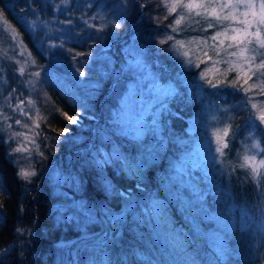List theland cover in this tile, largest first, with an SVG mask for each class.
<instances>
[{
	"label": "trees",
	"instance_id": "trees-1",
	"mask_svg": "<svg viewBox=\"0 0 264 264\" xmlns=\"http://www.w3.org/2000/svg\"><path fill=\"white\" fill-rule=\"evenodd\" d=\"M77 1L0 0V8L5 10L9 23L19 32L37 63L44 69L42 86L48 98L46 120H43L39 129L41 135L38 136L41 145L39 152L42 151L44 156L38 153L40 160L34 162L33 167L35 176L29 180L19 176V168L9 144L6 140L0 143V264H191L193 258L198 264H209L210 261L211 264H264V239L250 244L249 234H237L234 224L229 231L223 230L227 254L217 259L214 240L207 233L213 221L197 223L191 219L182 206V197L188 194L187 190L171 181L173 165L181 162L178 159L183 152L179 145L180 137L189 135L188 124L192 118L201 115L208 103L222 105L221 113L232 125L236 139L232 141L229 136L225 153L227 159L236 162L234 150L238 152L241 149L246 114L231 111V106L238 103L234 90L221 88L218 92L204 87L195 90L190 98V93L184 88L181 95L164 102L163 107H168L169 112L164 118L161 115L160 126L148 129L142 142L136 141L131 135H126L121 125L112 122L118 104L129 83L134 80L132 74L122 77L121 83L114 89H111V78L100 80L99 86L92 88L94 93L90 95L86 84L88 77L80 78L70 73L72 59H64L65 62L59 64L56 53L46 59L44 50L48 47L49 39L61 44L63 52L77 57L78 68L84 66L82 62L86 64L90 60L88 57L93 62L92 56L97 53L100 40L87 26V17L95 6L106 10L113 8L103 7L105 0H96L87 14L84 9L80 10L81 4L78 6ZM140 1L148 7L139 9L132 4L128 16L123 20L122 29H119L120 35L114 41L135 39L142 42L140 38L151 35V50L172 75H177L180 70L178 63L166 52H161L153 40V36H162L172 17L164 19L165 10L162 6H154L156 0ZM106 2L113 4V0ZM149 10L153 17L159 16V23L149 22L148 28L141 31L135 25L145 15L149 19L146 14ZM21 16L29 23L35 21L40 25L38 30L36 24L35 36L34 29L29 31L27 26H21L23 21L17 22ZM56 26L67 28L62 37H58L61 31ZM211 31L185 32L183 35L191 38L193 35H210ZM119 46L121 48L122 44L119 43ZM93 71L88 72L91 74ZM94 74L96 79L97 73ZM84 87L86 93L83 92ZM199 92L202 97L197 94ZM137 96L143 98L141 105L152 100L146 101L149 93H141L140 90L136 91ZM64 114L88 127L89 123L94 124L88 117L97 118L98 123L95 124L99 125L102 136L106 138L99 146L107 152L116 146L125 159L121 158L118 163H113V158L108 159L109 163L98 167L94 151L89 149L85 155L79 154L91 135L82 139L77 134L81 127L71 123ZM64 130L67 135L62 134ZM160 142L164 143L163 148H160ZM142 145L154 146V155L137 159ZM228 153L233 155L229 157ZM59 156L63 157L58 159ZM68 156L71 159H67ZM133 158L142 161L141 172L133 174L126 168L122 171L120 164L132 162ZM57 160H60V164L63 162L61 166L64 170H74L73 173L79 175L78 189L58 183L47 175L49 170L46 167H51ZM43 173H46L44 177ZM213 187L219 189V193L215 194L219 202L212 196L208 200L209 205L218 210L222 207V212L226 205H235L233 213L238 217L233 215V220L237 219L243 224L239 218L246 212L248 217L244 216L251 221L247 222L251 230L254 227L252 222L260 219L256 214H261L264 209V189L245 178L240 180L231 176L230 179H222L215 174ZM222 190L227 191L228 195H222ZM153 199L160 201L166 209V226L158 227L157 219L149 215ZM59 203L62 205L59 206ZM63 206L68 209L61 215ZM176 239H179V246L175 243ZM182 244H187V247L181 248Z\"/></svg>",
	"mask_w": 264,
	"mask_h": 264
},
{
	"label": "snow or ice",
	"instance_id": "snow-or-ice-1",
	"mask_svg": "<svg viewBox=\"0 0 264 264\" xmlns=\"http://www.w3.org/2000/svg\"><path fill=\"white\" fill-rule=\"evenodd\" d=\"M129 4H134L136 8L146 9L148 7L146 3H135V0H118L116 4H108L105 0L103 3V7H112L115 10L116 22L113 23L111 19L108 21L113 31L123 27L122 22ZM28 6L31 7V4L29 3ZM88 6L91 7V4L89 3ZM154 6H162L165 10V20L169 16L172 17L171 22L163 29L162 36H153L160 51L174 57L186 72L200 69L198 72H194L188 81H180V84L192 86L197 90L204 87L216 89L218 92L221 88L234 90L233 94L238 103L231 106V111L246 114V127L242 133L240 151L234 150L236 162L232 168L233 171L241 170L249 183L255 182L264 189V0H156ZM146 14L150 22L159 23V16L153 17L151 10ZM98 15L99 13L91 16L90 19L96 20ZM21 21H23L21 26H27L29 31L36 27L35 21L29 23L23 16L17 22ZM0 26L4 32L9 34L15 48L19 33L9 23L3 8H0ZM210 30H212L210 35H193L191 38L183 35L185 32L207 33ZM154 31H159V29H154ZM165 45L167 47H163ZM18 55L25 56L22 44ZM76 55H81V53ZM135 56L137 71L146 69V58H142L143 52H136ZM20 63V60L15 61V64ZM201 64L205 67L201 68ZM220 65L226 67L221 68ZM7 70L6 64L0 60V81H3L4 84H7L4 76ZM12 71L16 72L15 67ZM18 71L20 76H24L25 67L20 66ZM229 74H233L231 79H229ZM28 75L39 77L40 72H30ZM80 75L85 74L80 72ZM141 79L150 82L149 90L154 93L157 102L179 95L178 87L172 84L166 87L160 85L154 74L146 73L142 75ZM25 83L31 82L21 80L16 87H8L7 95L0 94V98L3 100V103H0V131L8 133V141L17 143L13 150L15 153L32 151L27 147V144H35L36 137L41 135L38 131L41 121L46 120L41 116L39 110L35 109V100L25 97L22 90L17 91V88ZM135 95V91L129 92L125 98L126 107ZM225 111L228 110L225 109ZM64 115L71 123H77V119ZM14 125L18 126L15 130H13ZM143 129L142 117L130 121V130L135 132L137 138L143 134ZM29 134H31L30 140ZM62 134L67 135V131L64 130ZM230 135L232 141H235L236 135L232 131L231 123L216 128L211 133L216 145L214 152L221 158L226 156L225 149L229 146ZM21 138L26 143H20ZM44 139L46 140L47 136ZM3 142H5V137L0 135V143ZM160 143L162 146V142ZM39 155L43 157L44 153L41 151ZM227 155L231 157L233 153ZM111 156L113 163L119 162L120 158L117 154L113 153ZM215 159L214 156L213 162ZM107 163L109 160L103 158L96 161L98 167ZM120 167L122 171L126 168L135 174L141 172L143 163L133 158L132 162L124 161ZM18 174L24 180H29L30 177L36 175L34 171L24 169L19 170ZM137 186L139 187V185ZM150 209L149 215L157 219L158 227L166 226L167 218L164 205L153 199L150 202ZM187 210L190 215L203 212L204 208L200 205V198H197L196 203L189 202ZM261 214L264 215V209L261 210ZM186 247L187 244L181 245V248ZM215 254L217 259H220L227 254V249L222 244H218ZM191 264H198V261L193 258Z\"/></svg>",
	"mask_w": 264,
	"mask_h": 264
},
{
	"label": "rangeland",
	"instance_id": "rangeland-1",
	"mask_svg": "<svg viewBox=\"0 0 264 264\" xmlns=\"http://www.w3.org/2000/svg\"><path fill=\"white\" fill-rule=\"evenodd\" d=\"M76 3L78 6H80L79 4H81L80 10L84 9L88 14V9H90L96 3V0H85L84 3L81 2V0H78ZM89 3L91 4V7L88 6ZM112 3L116 4L118 3V0H113ZM135 3L142 4L140 0H135ZM131 5L132 4H129L127 6L126 16H128L129 14V8ZM113 11L115 10H106L97 8L96 6L90 11L87 17L86 24L91 31H94L96 33V37L100 40V42L97 46V53L92 56L93 62L91 61L90 57H88V60H90L86 64L85 62H82L85 67L81 66V69L78 68V63L76 61L77 57L69 55L66 51L63 52V47H61V44L53 43L49 41V39L48 47L44 50V52L46 59L47 56L50 58V54L52 53L58 54L59 58H57L56 60H58L59 64L64 63L67 58L69 60L72 59L70 61L72 72L70 73H72L73 75H78L80 78H84L86 76L88 77L89 81H87L86 84L89 86L90 95L94 93L92 88L99 86L100 80L107 81L109 78H111L113 83L111 89H114L115 86H118V84L121 83L122 77L124 78L125 75L132 74L134 80L129 83L127 87L128 89L125 92V95L122 97L121 103L118 104V107L115 110V115L112 118V122L121 125L123 131L126 132V135H131V137L136 141L142 142L144 135L147 133L148 129L152 130L151 128L159 127L161 115L164 118L167 115V112H169L168 107H163V105L165 104L164 102H168L173 99L170 98L157 102L154 93L149 90L151 87L150 82L147 80H142V75H145L146 73L154 74V76L157 78V82L160 85L166 87L167 85L172 84L173 86L178 87L179 95L183 93V90L185 88V90L190 93L191 98V95H193V93L197 89L192 86L182 85L180 84V81H188L193 73L198 72L200 69H193L186 72L185 69L179 64V62L173 57L178 63L180 70H178L177 75H172L170 69L167 68L163 63H161L160 59L151 50L150 45L152 44V36L146 33V38H140L141 40H143L142 42H138L135 39H130L129 41L118 40V42H115L114 38L118 39L117 37L120 35V30L118 29L113 31L109 26V19H111L113 23L116 22L115 13ZM97 13H99V15L97 16L96 20L90 19L91 16L97 15ZM145 17H142L143 19L141 21L139 20V22H137L138 24L135 25L137 26V28L139 27L141 31H144L146 28H148V24L150 22L149 19ZM135 26H133V28ZM33 29L35 36L37 30L35 28ZM37 29L40 30L39 24H37ZM66 29L67 28L63 29L60 27L59 30L61 32L57 34L59 35L58 37H62L63 35L61 34L65 33ZM99 29L103 30L100 31ZM119 43L122 44L121 48L119 46ZM13 44L14 42L11 41L9 34L7 32H4L2 30V26H0V60H2L6 64L8 69L4 74L5 79L7 80V84H4L3 81H0V94L7 95L8 87H16L18 82L21 80L30 81L31 83H25L21 87L17 88V91L22 90L25 97L35 100V109H38L41 116L45 117L48 98L42 86V73L44 69L37 63L32 51L26 45L20 34L18 36V42L15 43V48L13 47ZM21 44L24 45L25 56L23 57L18 55ZM141 51L143 52L142 58H146L147 67L143 71H137L135 66V53ZM16 60H20L21 63L15 64ZM33 61L35 63H32ZM20 66L25 67L24 76L19 75L18 69ZM13 67H15L16 69L15 73H13L12 71ZM204 67L205 65L201 64V68ZM219 67L224 68L226 66L220 65ZM91 70L94 71L89 74L88 71ZM35 71L40 72L39 77L28 75V73ZM80 72H83L85 75L81 76ZM94 73H97L96 79ZM232 75L233 74H229V79H231ZM173 77L174 79L172 80ZM81 82L84 83V81ZM84 89L85 90H83V92L86 93V87H84ZM137 90H140L141 93H149V98L146 99V101H150L151 99L152 100L145 105H141V101L143 100V98L140 96H134L133 99L129 101L128 106L126 107L125 98L129 95L130 91H135L136 93ZM197 94L202 97L200 92ZM83 95L85 96L86 94L83 93ZM83 95L80 94L79 96ZM0 103H3L2 98H0ZM26 107L28 106L26 105ZM221 112L222 105H210L208 103L201 112V115H198V117H194L191 119L187 129L190 136L188 135L187 137H180L181 141L179 142V145L182 147L183 152L178 159H181V162H179L176 166L173 165L174 167L172 166L173 172L171 174L172 183L177 184L179 188L186 189L188 194L190 195V198H188V194H185L184 197H182L184 202L182 206L184 207L186 214H189V211L187 210L188 203H196L197 198H200V205H202L204 211L195 215L189 214V217L191 216V219H193L197 223L206 222V220L213 221V226H209L211 227V229L207 231V233L209 237L214 240L215 249H217L218 244H222L224 248L226 247L224 244L226 239L223 230L227 229V231H229L232 228L233 224L235 229H237V234L242 235L243 232H247L249 234L250 238L248 239L250 240V244L252 243L254 245L255 241L264 239V215L256 214L257 216H260V219L256 223L252 222V225L254 227L250 230L247 226V222L251 221L245 218L244 214L247 216L246 212L240 215L239 219H241V222L243 223L241 224L237 221V219L233 220V215L237 216L235 213H233L236 209L235 205L231 204L229 207H227L226 205L224 212H222V207L221 210L214 209L216 207L210 206L208 203V200L212 196H214V198L216 197V201L219 202L218 196H215L216 193H219V189L217 190L213 187L214 174L217 177H222V179H230L231 176L239 178L240 180H243L244 178L241 170L237 169L236 171H233L232 166L234 163L227 159L226 156L224 158H221L219 157V154L214 152V148L216 145L214 137H211V133L215 131L216 128H221L224 125L228 124L227 120L225 119V114H222ZM140 117H142L143 119L144 129L143 134L137 138L135 132L130 130V121L139 119ZM88 118L90 121L94 122V124L89 123L91 125H89V127L87 125L83 126L80 120L76 123V126L81 127V130L77 134L82 137V139L91 135L90 141L87 145L83 144V147L79 151V154L85 155L86 152L90 149L95 152V157L97 160H100L101 158L107 160L112 159L111 154L113 153L117 154L120 159H125L123 153L118 150L116 146H113L111 148V152H107L106 149H104L102 146H99L106 138L102 136L103 134L98 128L99 125L95 124L98 123L97 118L91 116ZM42 122L43 120L41 121V124ZM16 128H18V126L14 125L13 130H15ZM0 132L5 137L6 142L9 144L10 149L13 152L15 156L14 161L18 165L19 170L24 169L33 171L34 162H38L40 160L38 153L41 145L39 143L38 137H36L35 144H27V147L32 149V151L26 153H15L13 150L17 146V143L7 140V132ZM28 138L29 140L31 139V134H29ZM20 143L26 142L21 138ZM153 147H145L144 145H142L141 154H139V158L137 159H141L142 156H153ZM163 147L164 143H162V146H160V148ZM160 151L163 150L160 149ZM214 156L216 157L215 162H213ZM62 157L63 156H59L58 159H61ZM67 159H71V156H68ZM59 161L60 160H57L52 164L51 167H46V169L49 170L47 175L52 176L53 179L58 183L74 186V188L78 189L80 183L79 175L74 174V170L73 172L67 171V169L64 170L61 166L63 162H61L60 164ZM45 175L46 173H43V177ZM73 179L75 183H73ZM166 186H168V184ZM203 186H205L206 189H204ZM141 189L144 188L141 187ZM123 194L127 195V193L125 192ZM222 195H228L227 191L222 190ZM262 202L264 204V197ZM58 205L61 206L62 204L59 203ZM66 209H68L67 206L61 207V215L66 211ZM210 210H212V212ZM231 219L233 222L231 221ZM162 235L165 236L163 233ZM217 237L218 239H216ZM178 241L179 239H176L175 243L179 246Z\"/></svg>",
	"mask_w": 264,
	"mask_h": 264
}]
</instances>
